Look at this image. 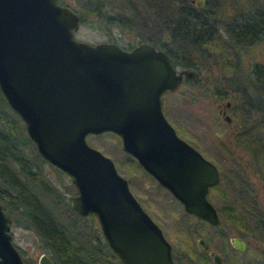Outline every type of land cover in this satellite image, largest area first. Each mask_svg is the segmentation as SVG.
<instances>
[{"label":"water","instance_id":"95a60500","mask_svg":"<svg viewBox=\"0 0 264 264\" xmlns=\"http://www.w3.org/2000/svg\"><path fill=\"white\" fill-rule=\"evenodd\" d=\"M78 25L69 2L0 0V98L22 121L38 154L70 178L71 208L95 217L122 264H173L169 242L127 178L86 136L116 134L121 149L184 211L216 223L207 189L218 181L217 168L177 133L161 105L163 92L197 71H176L169 56L148 41L125 47L75 38ZM10 223L0 201V264H26ZM232 242L240 249L245 244L238 237ZM197 245L206 244L198 238ZM37 264L55 262L40 251Z\"/></svg>","mask_w":264,"mask_h":264},{"label":"trees","instance_id":"16d2710c","mask_svg":"<svg viewBox=\"0 0 264 264\" xmlns=\"http://www.w3.org/2000/svg\"><path fill=\"white\" fill-rule=\"evenodd\" d=\"M194 3L193 0H73L72 9L80 23L104 31L108 40L115 39L109 34L114 28L129 31L136 42L148 41L162 49L172 63L193 69L198 65L191 64L192 54L189 53L195 44L196 52L214 45L221 55L235 57L234 49L264 39V5L250 9L249 13L239 11L238 19L232 18L223 27L220 38L207 12L196 9ZM131 45L133 43L128 42L126 47ZM257 64L252 70L254 86L248 91L241 90L246 104L250 101L246 93L250 91L264 97V62ZM258 123V132H262V117ZM263 142L258 136L257 140H251L250 148L258 149L252 157L264 183ZM42 164H48L57 173L63 172L38 154L22 121L0 98V201L12 224L32 230L39 245L56 264H122L103 239L94 216L79 215L70 207L69 196L75 192L72 183L63 185L64 191L70 194L64 201L62 193L44 175ZM230 204L226 209L221 208L227 222L254 231L251 222L255 214L251 209ZM29 264L36 263L30 261Z\"/></svg>","mask_w":264,"mask_h":264},{"label":"rangeland","instance_id":"374dc122","mask_svg":"<svg viewBox=\"0 0 264 264\" xmlns=\"http://www.w3.org/2000/svg\"><path fill=\"white\" fill-rule=\"evenodd\" d=\"M58 1L62 3L69 2L71 7L73 4V0ZM196 1L193 0L195 2L194 7L204 13L207 12L206 16L212 21L213 30L216 29V35H219L220 38L223 34V27L228 25L232 21V18L236 17L238 19L239 11L242 10L244 13H249L250 9L252 10L264 5V0H256L251 5L247 3L253 0H200V5H197ZM109 34L115 37L114 40L110 41H114L125 47L128 42L137 43L132 33L126 30L114 28ZM73 35L75 38L89 42L108 40V35L104 31L80 22ZM195 47L196 44L191 48L192 50L189 54H192L191 64L198 65V68L195 69L197 75L188 82H181L174 91L163 92L161 94L162 110L177 133L212 159L218 168L221 165V170L225 169L226 164L222 160L223 153L221 150L228 147L237 150L241 158H243L242 162L247 165L245 172L248 176L243 181L250 186L247 187L249 193L241 190L240 187H233L227 193L226 206L231 205L229 201H232V204H236L238 208L243 205L246 209H251L254 214V210L258 208L264 221V183L257 181V179H262L259 173L256 172L259 169L256 161L253 162L249 150L251 140L255 133H257V130L249 129L251 134L248 139L238 142H234L233 136L229 135L230 130L235 129L238 125L239 118L243 119L246 116L249 120L248 122L246 121L247 126L252 125L259 117H262V120H264V97H259L257 92L254 91H250V94L245 92L250 98V101L246 104L242 101L243 95L241 94V85L245 84L247 79L252 78L253 67L257 63L264 62V39L243 46L240 49H234L233 51L236 53L235 57L221 55V52L214 48V45L204 47L197 52ZM225 64L231 65L234 72L225 71ZM178 66L183 67L181 65ZM246 90L248 91L249 89ZM219 92L220 94H224V96L220 97L217 94ZM226 100L230 101L231 110H233L232 107L235 108V111L238 110L234 111L236 115L233 113L231 115V112H228L231 115L230 122H224L218 112L221 103ZM241 104L243 107L250 109V113H246L245 110L242 113ZM261 131L258 132L259 135L260 133H264V130ZM229 138L231 144L228 143ZM86 140L90 145L96 147L113 160L117 170L127 178L131 192L141 205L144 204L147 210L160 222L164 231L173 236L174 239L181 238L187 221H185L186 219L184 220V217H181L183 210L180 205L154 183L153 179L138 164L137 166L132 162L131 158L121 149L119 137L112 132L104 131L88 134ZM41 169L46 178L62 193L63 200L66 201V197L70 194L64 191L63 185L70 183V178L64 172L57 173L48 164H42ZM221 186L222 184L218 183L209 192L218 204L220 202L215 196H217ZM240 191L247 194V198H243L245 201L243 204L242 199H240L242 194H240ZM251 195H253L252 197H258L256 200L258 207L254 205V200L250 197ZM188 222L190 221L188 220ZM229 228L233 230L240 229L244 237L249 241L244 253L238 255V261L241 258L244 259L250 256L252 250H254L253 242L255 239L251 235L250 229H247L243 225H232ZM233 230L231 232L235 231ZM10 232L12 234V241L19 246L29 261H35L37 254L41 250L46 251L39 245L36 234L29 228L11 224Z\"/></svg>","mask_w":264,"mask_h":264},{"label":"flooded vegetation","instance_id":"af4514ba","mask_svg":"<svg viewBox=\"0 0 264 264\" xmlns=\"http://www.w3.org/2000/svg\"><path fill=\"white\" fill-rule=\"evenodd\" d=\"M172 64L176 67V71H178L182 68H191V67H186V66L179 67L178 65H176L174 63H172ZM229 66L230 67L225 66L224 70L228 71V72H234V70L232 69L233 67L231 65H229ZM193 78L194 77H192L190 80H192ZM252 80H253L252 78H250L249 80L247 79L246 83L241 85V87L245 88V89L253 87L254 85H253ZM165 92H167V91H165ZM232 109L233 110H231L229 100L223 101L221 103V107L218 109V112L220 113L221 118L224 120V122H230L232 113L235 114L234 113L235 108L232 107ZM241 110H242V113H244V110L246 111V113H250V109H248L247 107H243L242 104H241ZM229 111L231 112V115H229V113H228ZM236 111H238V110H236ZM225 115L228 116V120H226L224 118ZM246 121L247 122L249 121L246 118V116L243 119L239 118V122H238V125L236 126V128L230 130L229 135L231 137L233 136V139H234L233 141L238 142L241 140L248 139V137L251 134L249 129L257 130L256 131L257 133H255L252 140L254 138H256V140H257L258 136H259L260 139L264 141V133H261L260 135L258 133L259 118L256 119L254 121V123L252 122L253 124L250 126H247ZM228 143L231 144L230 138L228 140ZM263 145H264V142H263ZM249 150L251 153L250 156L252 157V155H254V153L257 152L258 149L249 148ZM221 151L223 153L222 154V160H224L226 163L225 169H222V170H221V165L218 168V166L216 165V163L212 159H210L202 151H200L204 157H206L207 159H209L210 161H212L215 164L217 171H218V176H219L218 181L215 184L208 186V189H207V197L216 209V214L218 217V221L216 223H212L206 219H203V218L196 216L192 213L184 211L181 203L178 200H176L168 192V190L166 188L161 186L149 173H147L145 171V173L153 179L154 183H156L162 190H164L166 193H168L180 205L181 209L183 210V214L181 217H184V220L186 219L185 221H187L185 229H184L185 231L182 233L181 238H178V239L175 238L174 239L173 236L167 234L164 231L163 226L160 224V222L147 210V208L144 206V204H142V207L145 209V211L150 216V218L160 227L163 236L169 242V252H170V257L173 261V264H217L212 258L211 251L216 252L219 255L221 264H238L239 262H240L239 264H243V263H245V264H264V221H263L262 214L260 213V210H258V208H256L257 210H254L255 216L252 218L253 220L251 222L252 227L254 228L253 229L254 231L251 232V235H253L255 238L254 242H253V244H254L253 249L254 250H252L250 256L245 257L244 259L241 258L240 261H238V255L244 253V251L247 248V243L249 241L244 237V235L240 231V229L237 228V229H234L235 230L234 231L232 228H229L232 225L227 222L226 213L224 211H221V208L226 209V207H227L226 206L227 193L230 191V189L232 190L233 187H235V186L238 188L240 187L241 190L249 193L248 192L249 190L247 187H250V186L243 181V180H245V178L247 179V176H248L245 172V169H246L245 167H247V165H245V163L242 162L243 158H241V155L237 152V150H234V149H231L230 147H228V148H223ZM252 159H253V157H252ZM257 181L262 182V180H260V179H257ZM217 183L222 184L220 191L217 193V196L214 195L215 197L218 198V201L220 202L219 204L214 201V199L211 196V193H209L210 189L212 187H215L217 185ZM73 194H71L69 196L70 199H71V196ZM240 194H241L240 199H242V201L245 202L243 198H247V194H244V192H241V191H240ZM252 196L253 195H251L250 197L252 198V200H254V205H256L258 207V203L256 201L258 199V197L257 196L252 197ZM229 202L232 203V201H229ZM70 207H71V205H70ZM10 220H11V218H10ZM184 220H182V221H184ZM188 220L190 222H188ZM96 223H97V221H96ZM11 224H12V222L10 223V225ZM97 226H98V223H97ZM229 229H232L234 232H231L232 230H229ZM233 237H238V238L242 239L243 241H245V244H244L242 249L238 248L236 245L233 244V242H232ZM198 238L203 239V241L205 242L206 245L204 248H200L197 245V239ZM11 239H12V234H11ZM13 243H14V241H13ZM14 245L17 247V249L21 253L22 258L26 262V264H29L30 261L27 259V257H25V255L23 254V252L19 248V246L15 243H14ZM41 251H44V250H41ZM35 259L36 260L33 262L37 264V256Z\"/></svg>","mask_w":264,"mask_h":264}]
</instances>
